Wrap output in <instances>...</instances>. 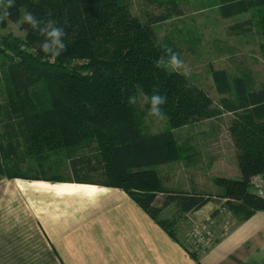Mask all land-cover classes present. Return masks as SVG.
Masks as SVG:
<instances>
[{"label": "trees", "instance_id": "16d2710c", "mask_svg": "<svg viewBox=\"0 0 264 264\" xmlns=\"http://www.w3.org/2000/svg\"><path fill=\"white\" fill-rule=\"evenodd\" d=\"M156 5L162 12L142 21L129 12L124 0H12L11 15L0 23L18 24L24 36L6 35L0 44V54L10 57L2 63L0 76L6 91L0 103V175H8L11 167L18 170L21 160L17 159L23 153L41 155L62 149L77 178L90 180L76 169L97 170L92 157L75 158L74 153L83 148V142H95L99 154L93 157L105 177L97 183L124 190L173 235V222L158 217L165 207L174 205L183 215L212 198L195 190H170L157 203L164 190L155 167L187 150V146L177 147L175 128L230 112L227 132L240 177L214 179L222 188V206L241 220L264 211V198L249 189L250 178L264 172V84L254 87L246 75L230 80L227 71L215 69V87L223 95L219 106L205 88L184 75L155 67L165 48L179 54L173 44L156 35L153 25L183 14L177 0H157ZM216 8L222 18L261 9L264 38V0H217ZM26 12L38 20L51 19L64 29L67 48L54 63L39 48L44 37L28 24L18 23ZM252 25L247 18L229 28L248 33ZM153 89L167 97L162 110L168 126L147 133L133 123L148 115L149 105L142 99L130 105L128 97L151 96Z\"/></svg>", "mask_w": 264, "mask_h": 264}, {"label": "crops", "instance_id": "0c3cea01", "mask_svg": "<svg viewBox=\"0 0 264 264\" xmlns=\"http://www.w3.org/2000/svg\"><path fill=\"white\" fill-rule=\"evenodd\" d=\"M242 75L252 83L250 74ZM213 84L223 97L214 80ZM229 94L235 97L234 91ZM219 100L214 104L219 105ZM225 115L230 122V112L210 119ZM201 129L216 135L223 128ZM234 155L233 146L236 162ZM205 157L207 165L216 159L211 154ZM235 162L232 171L225 164L227 168L215 177L239 178ZM25 169L11 167L8 175H0V264H264V211L235 218L227 236L193 257L124 190L79 179L74 173L53 180L57 173L36 177ZM201 178L190 175L189 180ZM211 203L193 213L199 219L213 215L217 204Z\"/></svg>", "mask_w": 264, "mask_h": 264}, {"label": "rangeland", "instance_id": "374dc122", "mask_svg": "<svg viewBox=\"0 0 264 264\" xmlns=\"http://www.w3.org/2000/svg\"><path fill=\"white\" fill-rule=\"evenodd\" d=\"M124 1L128 2L129 12L142 21L149 16L162 12V9L156 5L157 0L154 3L149 0ZM177 3L183 14L155 23L152 28L160 39L173 44L177 48L179 58L189 71V75L186 78L191 82L206 87L205 89H208L209 95H211L214 102H218L220 98V95H217L214 91L212 73L215 69H224L230 78L246 72L250 74L254 87H260L264 84V38L260 28V16L263 11L261 9H254L237 15V17L222 18L216 8L217 0H177ZM247 18L253 21L250 32L235 33L231 31L229 27L233 23L246 20ZM6 35L22 38L24 31L19 29L18 24L12 22L0 23V44ZM5 60H10L9 55L0 54V76H2L4 71L2 63ZM4 89V85L0 80V103L5 100L6 91ZM210 125L221 126L223 129L216 135L202 133L203 130L201 128ZM167 126V117L163 120H158L149 114L143 118L135 119L133 123V127H139L147 133L156 132ZM228 127L229 115H225L216 120L204 119L175 128L177 147L181 146L183 148L187 146V150H183L181 155H178L173 161L155 167L164 190L158 194L157 203L165 198L167 191L195 190L210 195L212 198L211 204H217V213L215 215L200 219L193 212L183 215L178 214L174 205L165 208L158 216L162 220L173 222L171 226L173 235H169L164 231L193 257H197L201 253L194 249L189 250L187 246L193 243L194 238L190 232H193L199 222H202L203 226L201 228L204 227V232H209L212 245L218 239L225 237L222 235L223 231L229 233L235 218L238 219L231 211L222 206L224 200L219 194L222 188L214 182L215 175L222 168H227L225 164H228L229 168L227 169L229 171L231 167H234L232 165L233 161L235 162L232 156V139L229 132H227ZM87 142L89 143V141ZM88 143L83 142V148L78 149L74 153V157H92V164L93 166L95 165L97 170L79 166L76 169L77 174L102 182L105 177L103 170L99 169L101 164H97V159L93 157L95 154H99L97 143ZM204 154L205 156L206 154H211L216 159L207 165L208 159ZM23 155L21 154L20 158L17 159L21 160V162L17 163V169L20 171L26 167V169H29L26 171L27 173L50 175L57 173L61 177L72 175L74 172L70 165V158L62 149L44 152L41 155H24V159ZM220 158L223 159L221 160ZM235 166L237 167L236 162ZM190 175L202 178L199 181L194 179L190 181ZM204 176H206V179H204ZM231 176L235 177L234 174H231ZM149 217L151 216L149 215Z\"/></svg>", "mask_w": 264, "mask_h": 264}, {"label": "clouds", "instance_id": "9594fccd", "mask_svg": "<svg viewBox=\"0 0 264 264\" xmlns=\"http://www.w3.org/2000/svg\"><path fill=\"white\" fill-rule=\"evenodd\" d=\"M12 5V0H0V20L11 15L9 8ZM19 24H28L33 30L38 31L43 37V41L39 44L40 50L46 54L49 63H54L56 58L59 57L67 48L64 37L66 33L64 29L58 26L53 20L47 21L38 20L32 12H26L22 19L18 21ZM164 55L159 57L155 62V67L165 70L178 72L185 77L189 75V71L184 65V62L179 56L172 52L171 49L165 48ZM149 105L148 114L158 120L166 118V114L162 110V106L166 103L167 97L159 94L156 89H153L151 96L143 95L137 97L135 95L128 97V103L135 105L141 101Z\"/></svg>", "mask_w": 264, "mask_h": 264}, {"label": "built area", "instance_id": "2783aa9c", "mask_svg": "<svg viewBox=\"0 0 264 264\" xmlns=\"http://www.w3.org/2000/svg\"><path fill=\"white\" fill-rule=\"evenodd\" d=\"M249 189L257 196L264 198V172L253 175L249 180ZM225 208V207H224ZM226 209V208H225ZM203 226L202 222H199V225L194 228L193 232H190L193 239V243L189 246V250H196L198 253H204L208 250L211 245V239L209 232H204L205 230L201 228ZM201 229V230H200ZM228 234L227 231H223V236Z\"/></svg>", "mask_w": 264, "mask_h": 264}]
</instances>
